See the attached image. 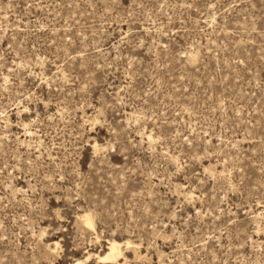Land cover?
Segmentation results:
<instances>
[{
  "label": "rangeland",
  "instance_id": "rangeland-1",
  "mask_svg": "<svg viewBox=\"0 0 264 264\" xmlns=\"http://www.w3.org/2000/svg\"><path fill=\"white\" fill-rule=\"evenodd\" d=\"M0 264H264V0H0Z\"/></svg>",
  "mask_w": 264,
  "mask_h": 264
},
{
  "label": "bare ground",
  "instance_id": "bare-ground-1",
  "mask_svg": "<svg viewBox=\"0 0 264 264\" xmlns=\"http://www.w3.org/2000/svg\"><path fill=\"white\" fill-rule=\"evenodd\" d=\"M85 218H89L88 215H84ZM86 220V219H85ZM85 220H83L85 222ZM88 221V220H87ZM89 222V221H88ZM87 222V223H88ZM86 223V222H85ZM86 223V224H87ZM90 224V222L88 223ZM89 226V225H88ZM120 255V246L117 242L115 241H110L108 243V252L106 254V256H104L102 259L105 260V259H111V260H116L117 257H119ZM101 259V258H100Z\"/></svg>",
  "mask_w": 264,
  "mask_h": 264
}]
</instances>
